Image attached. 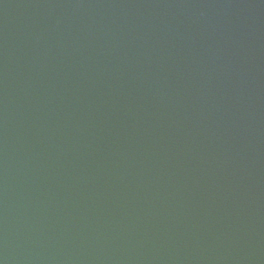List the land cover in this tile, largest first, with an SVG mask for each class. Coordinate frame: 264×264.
<instances>
[{"label":"water","instance_id":"1","mask_svg":"<svg viewBox=\"0 0 264 264\" xmlns=\"http://www.w3.org/2000/svg\"><path fill=\"white\" fill-rule=\"evenodd\" d=\"M0 264H264V0H0Z\"/></svg>","mask_w":264,"mask_h":264}]
</instances>
